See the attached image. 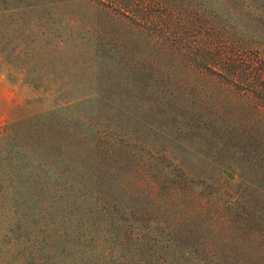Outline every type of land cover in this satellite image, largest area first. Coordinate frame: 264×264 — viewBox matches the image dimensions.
<instances>
[{"label": "rangeland", "instance_id": "obj_1", "mask_svg": "<svg viewBox=\"0 0 264 264\" xmlns=\"http://www.w3.org/2000/svg\"><path fill=\"white\" fill-rule=\"evenodd\" d=\"M60 9L0 11V264H264L249 236L264 229V185L254 170L239 181L233 151L201 149L200 68L153 34H128L132 55L110 65L79 34L96 9ZM60 12L81 16L76 30ZM236 201L240 229L225 217Z\"/></svg>", "mask_w": 264, "mask_h": 264}, {"label": "trees", "instance_id": "obj_2", "mask_svg": "<svg viewBox=\"0 0 264 264\" xmlns=\"http://www.w3.org/2000/svg\"><path fill=\"white\" fill-rule=\"evenodd\" d=\"M65 6L96 9L98 23L87 24L79 34L84 42L91 34L95 41L87 44L88 49L100 58L111 57L110 65L119 66V54L132 55L128 34H153L158 50L181 58L188 68H200V126L191 109L192 87L179 88L190 104L183 110L187 128L195 124L200 129L202 150L211 147L218 156L233 151L229 163L240 182L246 180V171L254 170L264 185V52L260 51L264 50V0H0V11L40 8L36 19L48 21L54 10ZM105 15L123 22L125 30L105 26ZM57 17L67 22L70 33L82 21L77 13L67 21L61 12ZM140 56L143 61L153 57ZM180 94L171 93L169 102ZM245 209L242 201L225 206L233 228L248 223L245 214H236ZM249 236L260 245L264 229L259 234L250 229Z\"/></svg>", "mask_w": 264, "mask_h": 264}]
</instances>
